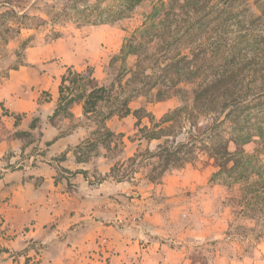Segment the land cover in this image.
Returning a JSON list of instances; mask_svg holds the SVG:
<instances>
[{"label":"rangeland","instance_id":"rangeland-1","mask_svg":"<svg viewBox=\"0 0 264 264\" xmlns=\"http://www.w3.org/2000/svg\"><path fill=\"white\" fill-rule=\"evenodd\" d=\"M151 7L152 2H144L126 9L121 0H0V83H5L13 71L31 66L38 74L47 71L58 77V89L66 76L64 86L68 90L63 95L66 99H77L82 83L79 80L72 84L73 74L80 73L85 79L90 74L92 85L104 87V100L89 105L91 101L84 104L87 101L84 97L78 104L81 106L78 118L76 105H66L67 101L62 100L50 123L80 126L84 131L70 157L87 163L90 169L84 174H89L90 186L112 177L133 187V194L121 193L115 199L121 205L119 226H138L144 221L151 225L154 216L163 214L169 229L160 242L167 252L177 249V264H264V143L243 147L262 167L248 180L217 175L213 160H208L204 153L181 168L170 167L160 176V160L150 157L157 156L164 139L147 140L138 132L139 127L151 128L181 104L177 97L156 102L155 92L131 98L135 85L131 83V75L120 79L116 75L122 68L132 69L136 58L128 56L123 64H111L125 41L141 28ZM31 49L38 51L36 58H31ZM70 50L79 61L77 68L62 64ZM38 58L40 63L28 62ZM148 61L145 66L151 64ZM47 97L48 93L41 94V100ZM126 101L130 114L118 115ZM83 107H87L88 113ZM111 112L116 114L110 116ZM135 116L141 119L140 126ZM24 118L17 116L15 123ZM38 123L39 118L33 113L28 124ZM229 151H235L231 144ZM52 159L55 171L64 172L57 166L68 160L65 152ZM101 165L108 171L105 175L98 170ZM175 175L177 192L167 194L162 186L163 176ZM73 186L66 183L68 193ZM133 236L141 241L140 233ZM168 259L164 256L156 264H174ZM133 264L141 263L139 260Z\"/></svg>","mask_w":264,"mask_h":264},{"label":"trees","instance_id":"trees-1","mask_svg":"<svg viewBox=\"0 0 264 264\" xmlns=\"http://www.w3.org/2000/svg\"><path fill=\"white\" fill-rule=\"evenodd\" d=\"M144 2H152L150 12L111 64L136 58L132 69L116 75H131V98L155 92L156 102L181 101L151 128L138 129L147 140L164 139L157 156L150 157L160 160L158 174L181 168L200 153L213 160L217 175L248 180L258 174L261 165L243 147L264 143V0H121V5L131 9ZM146 61L151 64L145 66ZM87 76L73 74L70 82L82 83L77 99L64 97L68 89L62 77L58 107L62 100L69 106L84 97L89 105L104 100V87L92 85ZM127 103L118 115L130 114ZM83 111L88 113L87 107Z\"/></svg>","mask_w":264,"mask_h":264},{"label":"crops","instance_id":"crops-1","mask_svg":"<svg viewBox=\"0 0 264 264\" xmlns=\"http://www.w3.org/2000/svg\"><path fill=\"white\" fill-rule=\"evenodd\" d=\"M70 53L61 62L77 68V56ZM29 54L36 58L38 51ZM58 85V77L31 66L0 83V264H156L164 256L177 264V249L167 252L160 242L169 229L165 215L154 216L153 225L119 226L121 205L115 199L133 194V187L112 177L90 186L87 163L70 157L85 135L82 128L47 123L58 103ZM43 92L47 100H41ZM75 105L78 118L81 106ZM33 113L39 118L35 126L28 124ZM19 115L25 118L17 124ZM64 152L68 160L57 169L65 171L57 173L52 158ZM98 170L108 172L102 165ZM67 182L74 185L70 193ZM162 182L167 194L177 192V175L163 176Z\"/></svg>","mask_w":264,"mask_h":264}]
</instances>
